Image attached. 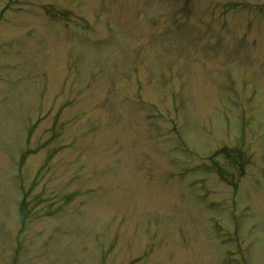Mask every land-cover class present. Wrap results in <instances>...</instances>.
Here are the masks:
<instances>
[{
    "label": "rangeland",
    "instance_id": "rangeland-1",
    "mask_svg": "<svg viewBox=\"0 0 264 264\" xmlns=\"http://www.w3.org/2000/svg\"><path fill=\"white\" fill-rule=\"evenodd\" d=\"M0 264H264V0H0Z\"/></svg>",
    "mask_w": 264,
    "mask_h": 264
}]
</instances>
